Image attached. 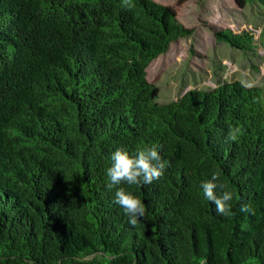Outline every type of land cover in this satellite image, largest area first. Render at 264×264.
<instances>
[{
    "label": "trees",
    "instance_id": "trees-1",
    "mask_svg": "<svg viewBox=\"0 0 264 264\" xmlns=\"http://www.w3.org/2000/svg\"><path fill=\"white\" fill-rule=\"evenodd\" d=\"M132 3L0 0V264H264L263 87L222 80L160 102L147 67L192 29L171 5ZM216 36L255 47L247 30ZM152 145L159 180L107 187L112 152ZM212 173L235 215L204 198ZM118 187L146 206L135 227Z\"/></svg>",
    "mask_w": 264,
    "mask_h": 264
},
{
    "label": "rangeland",
    "instance_id": "rangeland-1",
    "mask_svg": "<svg viewBox=\"0 0 264 264\" xmlns=\"http://www.w3.org/2000/svg\"><path fill=\"white\" fill-rule=\"evenodd\" d=\"M173 6L187 36L170 42L168 49L147 67V79L159 89L160 102L180 97L192 88L209 89L222 80L255 82L264 89V4L240 5L236 0H155ZM221 28L252 32L251 51L217 39Z\"/></svg>",
    "mask_w": 264,
    "mask_h": 264
},
{
    "label": "clouds",
    "instance_id": "clouds-1",
    "mask_svg": "<svg viewBox=\"0 0 264 264\" xmlns=\"http://www.w3.org/2000/svg\"><path fill=\"white\" fill-rule=\"evenodd\" d=\"M122 6L130 10L134 7L132 0H121ZM255 82L246 83V87H252ZM242 133L240 127L231 128L226 136V142H236ZM166 167L156 145L145 147L138 150L134 155L124 148H117L111 154V164L105 170L107 177V187L127 184L145 185L151 184L154 180H159ZM219 176L212 173L211 179L201 183L204 198L215 206L217 214L228 217L235 215L231 211V201L233 193L224 189V185L219 183ZM219 189V192L217 191ZM114 203L119 205L128 216V223L135 227L140 218L145 216L146 206L142 201L126 191L123 187L116 188L114 193ZM242 212L252 213L254 210L250 204H242ZM206 264V262H205Z\"/></svg>",
    "mask_w": 264,
    "mask_h": 264
}]
</instances>
